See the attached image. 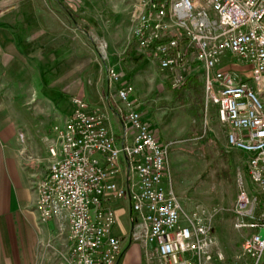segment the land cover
Listing matches in <instances>:
<instances>
[{
    "label": "built area",
    "instance_id": "2783aa9c",
    "mask_svg": "<svg viewBox=\"0 0 264 264\" xmlns=\"http://www.w3.org/2000/svg\"><path fill=\"white\" fill-rule=\"evenodd\" d=\"M144 13L133 31L135 50L152 56L181 87L186 54L201 67L206 109L216 107L230 147L247 156L246 175L257 189L238 183L233 227L247 231L241 264H260L264 256V0H142ZM173 33L172 35H168ZM131 39V40H132ZM187 52V53H186ZM228 53L245 63L244 76L226 68ZM152 54V55H151ZM121 142L107 116L82 98L70 99L71 112L50 129L49 162L36 182L38 220L53 221L66 236L71 264H117L121 239L114 234L111 204L127 200L129 240L151 247L158 264H212L224 257L216 245L208 213L194 208L182 216L167 183L168 148L157 142L143 120L134 87L108 70ZM150 254V255H149Z\"/></svg>",
    "mask_w": 264,
    "mask_h": 264
},
{
    "label": "crops",
    "instance_id": "0c3cea01",
    "mask_svg": "<svg viewBox=\"0 0 264 264\" xmlns=\"http://www.w3.org/2000/svg\"><path fill=\"white\" fill-rule=\"evenodd\" d=\"M55 1L71 14L62 2ZM36 2L0 0V264H71L65 234L58 236L55 222L38 220L35 187L51 162L47 152L50 127L67 119L71 97H80L105 114L116 141L122 138L108 76V70L114 69L121 82L129 84L122 60L116 55L107 58L108 64L92 60L88 73L86 62L72 56L70 23L56 34L48 13L50 0H46V11ZM72 24L88 34L81 22ZM241 63L244 66L230 64V70L239 72L245 67ZM123 203L111 204L117 215L113 232L122 243L117 264H157L146 260L151 247L129 240L130 215Z\"/></svg>",
    "mask_w": 264,
    "mask_h": 264
},
{
    "label": "rangeland",
    "instance_id": "374dc122",
    "mask_svg": "<svg viewBox=\"0 0 264 264\" xmlns=\"http://www.w3.org/2000/svg\"><path fill=\"white\" fill-rule=\"evenodd\" d=\"M35 1L46 11V0ZM59 1L71 14L55 0H50V23L53 20L56 25V34H61L63 27L70 23L75 51L72 56L86 62L88 73L92 60L108 64L107 58L111 55L122 60L124 76L136 90L135 98L144 122L156 135L157 142L168 148L166 179L177 198L182 216L188 215L196 207H201L205 215L208 213V224L224 257L222 262L214 261L212 264H241L240 245L248 232L237 231L233 227L232 211L238 183L243 184L248 193H255L257 189L246 175L247 156L228 145L227 131L217 120L216 107L210 105L206 109L201 67L193 63L192 54L186 52L181 65L182 75L185 79L189 76L199 78L202 97L201 90H189L185 93L187 102L174 99L168 88L172 74L162 70L156 59L136 50L133 59L125 55L133 31L144 13L142 0ZM73 21L81 22L88 34L76 30ZM143 56H147L146 62H143ZM221 60L223 64H228L229 69L230 64L244 66L228 53H223ZM238 70L240 75H245V67ZM113 128L116 132L114 125ZM123 208L127 214L129 204L126 199ZM127 220L131 224V216ZM120 222L124 221L121 219ZM151 261L157 262L155 255H152ZM260 264H264V256Z\"/></svg>",
    "mask_w": 264,
    "mask_h": 264
},
{
    "label": "trees",
    "instance_id": "16d2710c",
    "mask_svg": "<svg viewBox=\"0 0 264 264\" xmlns=\"http://www.w3.org/2000/svg\"><path fill=\"white\" fill-rule=\"evenodd\" d=\"M154 1H156L157 3H160V2H163L165 0H154ZM135 47H136V42H135V40L132 39L126 47L125 55L129 57L133 53L135 54ZM168 88L171 89V92L174 95V99H178L182 102L188 101V98L185 97V93L189 90H193L194 92L201 90V97H202V93H203L200 80L197 76L187 77L185 79L184 84L179 88H172V87H170V85H168Z\"/></svg>",
    "mask_w": 264,
    "mask_h": 264
},
{
    "label": "water",
    "instance_id": "95a60500",
    "mask_svg": "<svg viewBox=\"0 0 264 264\" xmlns=\"http://www.w3.org/2000/svg\"><path fill=\"white\" fill-rule=\"evenodd\" d=\"M259 236H260L261 239L263 238V236H264V231L263 230H260Z\"/></svg>",
    "mask_w": 264,
    "mask_h": 264
}]
</instances>
